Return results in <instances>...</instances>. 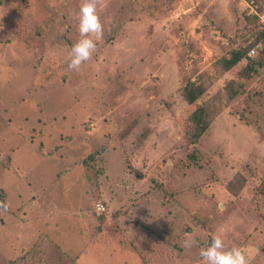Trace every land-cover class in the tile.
<instances>
[{
  "label": "rangeland",
  "instance_id": "1",
  "mask_svg": "<svg viewBox=\"0 0 264 264\" xmlns=\"http://www.w3.org/2000/svg\"><path fill=\"white\" fill-rule=\"evenodd\" d=\"M80 3L0 0V264H203L214 236L264 264V23L245 0H100L73 71Z\"/></svg>",
  "mask_w": 264,
  "mask_h": 264
},
{
  "label": "clouds",
  "instance_id": "2",
  "mask_svg": "<svg viewBox=\"0 0 264 264\" xmlns=\"http://www.w3.org/2000/svg\"><path fill=\"white\" fill-rule=\"evenodd\" d=\"M99 3L100 0H81L77 13L79 38L69 52L70 70L80 71L81 66L92 58L97 42L102 38L104 25L98 13ZM98 207L102 211V205ZM8 209L6 202H0V210L7 212ZM191 246L190 243L188 247ZM199 256L203 264H249L245 250L239 246L227 248L221 236H214L206 247L200 248Z\"/></svg>",
  "mask_w": 264,
  "mask_h": 264
},
{
  "label": "trees",
  "instance_id": "3",
  "mask_svg": "<svg viewBox=\"0 0 264 264\" xmlns=\"http://www.w3.org/2000/svg\"><path fill=\"white\" fill-rule=\"evenodd\" d=\"M248 52H246L243 49H234L229 57H224L220 59V63L224 69H229L236 63H238L242 58L246 57ZM263 63H258V66H262ZM250 71L249 74H247L246 77H248L250 74H252L254 71H256L254 64L249 65ZM204 92V87L201 85H196L193 82H189L184 86V94L189 103H193L197 100V98ZM197 132H194V141L197 140L202 133L208 128L209 126V119H208V113L203 106H198L197 110L193 112L192 116ZM195 129V131H196ZM97 151L90 155V158H95L97 156Z\"/></svg>",
  "mask_w": 264,
  "mask_h": 264
},
{
  "label": "built area",
  "instance_id": "4",
  "mask_svg": "<svg viewBox=\"0 0 264 264\" xmlns=\"http://www.w3.org/2000/svg\"><path fill=\"white\" fill-rule=\"evenodd\" d=\"M249 8V14L257 15L262 23H264V15L259 12L260 3L257 0H245ZM256 51V47H252L251 50L248 52V55L252 56ZM102 205V209L104 208L103 204H99L98 206Z\"/></svg>",
  "mask_w": 264,
  "mask_h": 264
},
{
  "label": "water",
  "instance_id": "5",
  "mask_svg": "<svg viewBox=\"0 0 264 264\" xmlns=\"http://www.w3.org/2000/svg\"><path fill=\"white\" fill-rule=\"evenodd\" d=\"M250 57H251V56H249V55L246 56L247 59H250Z\"/></svg>",
  "mask_w": 264,
  "mask_h": 264
},
{
  "label": "crops",
  "instance_id": "6",
  "mask_svg": "<svg viewBox=\"0 0 264 264\" xmlns=\"http://www.w3.org/2000/svg\"><path fill=\"white\" fill-rule=\"evenodd\" d=\"M248 55V54H247ZM250 56V55H249Z\"/></svg>",
  "mask_w": 264,
  "mask_h": 264
}]
</instances>
